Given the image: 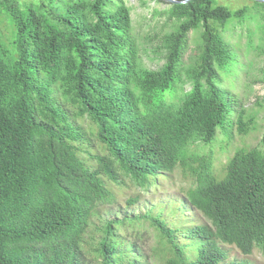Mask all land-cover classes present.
<instances>
[{"label": "trees", "instance_id": "obj_1", "mask_svg": "<svg viewBox=\"0 0 264 264\" xmlns=\"http://www.w3.org/2000/svg\"><path fill=\"white\" fill-rule=\"evenodd\" d=\"M151 1L169 28L147 36L163 51L157 71L141 63L123 0H0V264H247L227 263V244L264 258V126L220 177L211 164L234 131L244 140L259 130L233 83L225 88L240 66L224 33L255 21L247 34L262 42L264 2ZM175 173L188 187L173 205L134 216L138 197L116 204L113 186L147 192Z\"/></svg>", "mask_w": 264, "mask_h": 264}, {"label": "rangeland", "instance_id": "obj_2", "mask_svg": "<svg viewBox=\"0 0 264 264\" xmlns=\"http://www.w3.org/2000/svg\"><path fill=\"white\" fill-rule=\"evenodd\" d=\"M20 1L31 2L33 0ZM217 1L219 5L227 6L231 10L241 9V7L244 5H251L250 1L248 0ZM123 2L130 10L132 29L136 38L139 39L137 41L139 44L141 63L146 69L157 71L164 62L162 59L163 51L158 49L160 46L158 40L151 41L147 36L153 37L155 34H165L169 31V28L164 25L165 20L163 17L152 15L153 8H155L157 11H163L166 7L163 4H158L151 0H123ZM255 24V21H245L240 24L234 22L229 27L228 31L224 33L225 39L232 44L236 53L239 54L238 64L240 69L241 66L243 67L242 70L239 69L238 74L232 76L231 79L226 81L225 88L228 89V85L233 83L232 93L239 101V107L242 109L251 107L248 112L252 113L253 115L255 114V118L257 120L256 128L258 124L259 130L252 135V138H244V140H241L234 131L229 147H226L223 144L218 145L213 149L211 164L216 177H220L219 172L224 166L229 153L232 154L238 148H245L244 146L248 147V149H256L258 147L261 137V128L264 126V40L262 42L258 41V37L260 36L258 32H254L253 35H251V38H249V35L247 34L248 29L254 31ZM260 24L263 25L264 23L260 21ZM1 33L5 35L6 39L9 38V33L5 31L3 27H1ZM249 44H251V47H256L259 45V49H252L247 54ZM194 49V38L193 35H190L187 50L183 56V61L185 64L188 62V59L194 55ZM189 89L190 88L186 86L185 92L189 91ZM218 133L221 134V131H217L215 140H217L216 138L218 137ZM218 138L223 140L221 136ZM207 149L210 148L208 147ZM187 187L188 180L183 179L180 174L175 173L170 175L168 178L161 179L157 185L151 186L147 192H143L139 188L132 186L129 182H126L125 185L121 187L113 186V191L116 204L124 205L127 199L138 197L136 205L129 209V213L134 216H140L143 213L148 212L152 205H155L157 201L166 203L168 200L170 205H173L174 201H177L181 198L180 194ZM99 212L102 216L101 221H104V218H107L105 215V210H99ZM178 222H180L181 226L183 227L184 221L180 220ZM99 223L100 219L96 220L93 218L91 220L92 227L98 225ZM135 229L145 230L143 240L147 242H144L143 244L146 250L150 248V245L154 248L156 247L157 241L154 237L156 231L149 227V223L141 222L140 225L135 226ZM130 233L131 230H129L127 234ZM94 237L97 238L96 235ZM223 250H225L228 255V262L232 260H244L248 262V264H264V258L257 250H253L252 254L248 257L242 256L233 247L224 246ZM155 261L157 260L155 259Z\"/></svg>", "mask_w": 264, "mask_h": 264}, {"label": "clouds", "instance_id": "obj_3", "mask_svg": "<svg viewBox=\"0 0 264 264\" xmlns=\"http://www.w3.org/2000/svg\"><path fill=\"white\" fill-rule=\"evenodd\" d=\"M152 186H154V185H152ZM224 246H228V247H233L232 245H229V244H227V245H222V250H223V247ZM233 248H235L237 251H238V249L236 248V247H233ZM225 253H226V251L225 250H223ZM239 252V251H238ZM240 253V252H239ZM241 254V253H240ZM252 254V253H251ZM242 255V254H241ZM226 256H227V258H226V262L227 263H229V262H233V261H236V262H246V261H244V260H240V261H237V260H232V261H227V259H228V255H227V253H226ZM242 256H244V255H242ZM244 257H248V256H244ZM247 264H248V262H246Z\"/></svg>", "mask_w": 264, "mask_h": 264}, {"label": "water", "instance_id": "obj_4", "mask_svg": "<svg viewBox=\"0 0 264 264\" xmlns=\"http://www.w3.org/2000/svg\"><path fill=\"white\" fill-rule=\"evenodd\" d=\"M165 2H168V3H173V4H177L178 2H175V1H171V0H164ZM190 0H185L184 2L182 3H187L189 2ZM260 2H264V0H260Z\"/></svg>", "mask_w": 264, "mask_h": 264}]
</instances>
